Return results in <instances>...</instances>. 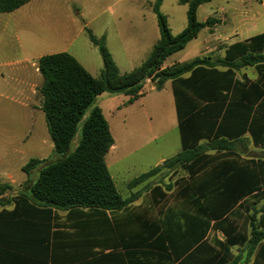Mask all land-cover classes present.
<instances>
[{
	"label": "trees",
	"instance_id": "16d2710c",
	"mask_svg": "<svg viewBox=\"0 0 264 264\" xmlns=\"http://www.w3.org/2000/svg\"><path fill=\"white\" fill-rule=\"evenodd\" d=\"M28 1L0 0V12H10ZM209 1L179 0L186 5V25L172 34L160 10L162 0H154L151 9L159 36L147 56L127 72L119 71L105 36L97 37L87 28V37L101 56L98 77L66 51L38 58L40 110L52 144V160L38 168L34 179L28 177L21 191L0 182V206L13 205L11 210L2 208L0 217H22L28 210L26 206L32 208L27 211L30 217L37 215V207L45 212L51 208H124L136 194L121 197L108 171L104 156L114 142L109 123L97 105L85 118L83 112L101 92L123 93L128 97L126 103H131L147 79L155 89L170 80L181 149L161 165L131 179L128 185L162 169L187 172L190 187L202 206L190 227L194 229V240L180 249L179 253L185 254L177 264H264V206H256L264 201V159H226L235 156V143L243 139L245 132L253 145L264 147V31L230 44L222 57L195 56L163 65L201 28L218 22L214 16L204 21L196 18L198 6ZM246 66L255 68L260 82L235 78V71ZM79 120V138L70 148ZM41 162L31 158L23 171L29 175L30 169ZM216 163L218 167L212 166ZM211 221L213 230L222 232V238L214 234L203 238Z\"/></svg>",
	"mask_w": 264,
	"mask_h": 264
},
{
	"label": "rangeland",
	"instance_id": "374dc122",
	"mask_svg": "<svg viewBox=\"0 0 264 264\" xmlns=\"http://www.w3.org/2000/svg\"><path fill=\"white\" fill-rule=\"evenodd\" d=\"M50 3L52 10L56 11L50 15H35L30 22L27 12L13 17L0 42V61L8 57L17 60L11 66L0 67L4 72L0 80V182L11 184L15 191L23 190L22 184L28 181V177L34 179L38 168L52 160V144L40 110L38 88L41 76L38 70L34 72L37 56L60 51L72 53L93 77H98L102 67L101 56L82 28L84 22L96 36L102 31L107 33L108 49L121 72L139 65L159 36L155 15L147 3L139 5L135 0H51ZM220 4L221 0L200 4L197 20L204 21L208 16H214L218 19L214 24L218 30L220 27L229 30L231 24H222L219 19L221 15L225 16L220 12ZM255 4V9L264 10V0H256ZM122 7H128L130 16L117 18L115 14ZM76 9H83V15L78 16ZM160 10L172 34L185 27V4L179 0H162ZM261 30H264V22L251 33ZM221 53L222 47L218 40L213 39V32L203 27L182 49L169 55L163 64L182 63L203 55L215 58ZM247 70L248 74L255 72L252 67ZM163 86L162 89L149 90L147 85L142 88L145 92L142 99L131 103L125 102L123 93L104 91L83 112L82 118H85L92 106L97 105L110 125L114 146L104 159L121 197H126L133 190L127 186L130 179L151 168L160 157L168 158L179 149L177 138L171 136V132L175 134L176 119L169 81L166 80ZM81 123L82 120L77 123L70 148L78 141ZM248 154L257 155L253 152ZM31 158L43 162L30 169L27 175L23 166ZM184 174L178 168L167 177L161 173L156 175L150 183L171 180L178 184ZM258 206H264V201ZM233 250L239 252L236 247Z\"/></svg>",
	"mask_w": 264,
	"mask_h": 264
},
{
	"label": "crops",
	"instance_id": "0c3cea01",
	"mask_svg": "<svg viewBox=\"0 0 264 264\" xmlns=\"http://www.w3.org/2000/svg\"><path fill=\"white\" fill-rule=\"evenodd\" d=\"M153 1L135 0L139 5L147 3L150 8ZM50 2L51 0H29L10 12H0V42L4 37L3 34L11 25L13 17L27 12L30 22L31 17L35 15L46 16L51 12H56L52 10ZM255 3L256 0H221L219 8L225 16L221 15L219 19L222 24H231L230 29L226 30L220 27L218 30L215 25L206 27L213 32V39L218 40L222 47L219 57L224 55L225 49L230 44L264 31L251 33L259 23L264 22V10L255 9ZM75 12L78 16L83 15V9H76ZM115 16L117 18L130 16V10L128 11V7H122ZM86 25L84 22L82 27L84 30L89 29ZM216 30L218 31L216 32ZM101 35L105 36L107 45V33L102 31L99 36ZM70 54L85 69L87 68L76 55ZM41 55L37 56V60ZM14 63H17V60L13 61L8 57L5 61H0V67L11 66ZM115 63L118 66L116 61ZM249 67H252L255 72L246 73ZM13 70L11 69L12 72ZM86 70L88 71V69ZM35 71H37V63L34 65ZM3 76L4 72L0 70V80ZM184 76L186 77L188 74ZM235 78L240 81L260 82L259 75L253 66L242 67L235 71ZM168 81L176 119L175 128H173L175 134L173 131L171 136L174 139L175 135L179 145V149H176L172 155L174 156L181 149V141L172 85L171 81ZM147 85L149 90H158L154 88L150 80H146L142 88L145 89ZM144 93L141 89L138 98L134 101L142 99ZM127 98L126 96L125 102ZM241 136L243 139L237 140L235 143V156L226 159H234L236 162H243L247 159H264V147L253 145L248 132ZM113 146L114 142L110 148ZM249 152L257 155H249ZM209 154L213 155L214 152L210 151ZM165 159L167 158L164 156L160 157L152 167L161 165ZM212 166L218 167L217 163ZM171 172L173 170L162 169L157 174L133 186L128 185L130 179L127 186L133 190L129 192V195L135 193L136 197L122 209L101 210L74 207L51 208L49 212H45L46 209L37 207L35 210L37 215L30 217L27 211L32 208L26 206L28 210L22 217L1 216L0 264H177L185 254L179 253L180 249L185 247L186 242L194 240V229L190 227H193L202 203L197 201L189 184L190 178L185 171L184 177L178 184L171 180L150 183L156 175L161 173L167 177ZM259 203L256 204L257 207ZM12 207V204H7L0 206V210L2 208L11 210ZM212 224L213 221L209 223L203 238L206 236L210 238L213 234L222 238V232L214 231Z\"/></svg>",
	"mask_w": 264,
	"mask_h": 264
},
{
	"label": "built area",
	"instance_id": "2783aa9c",
	"mask_svg": "<svg viewBox=\"0 0 264 264\" xmlns=\"http://www.w3.org/2000/svg\"><path fill=\"white\" fill-rule=\"evenodd\" d=\"M147 80H149V79H147Z\"/></svg>",
	"mask_w": 264,
	"mask_h": 264
}]
</instances>
